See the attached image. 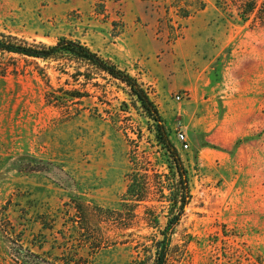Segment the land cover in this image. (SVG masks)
<instances>
[{"label":"rangeland","instance_id":"1","mask_svg":"<svg viewBox=\"0 0 264 264\" xmlns=\"http://www.w3.org/2000/svg\"><path fill=\"white\" fill-rule=\"evenodd\" d=\"M238 13L231 0H0V35L79 40L147 90L189 177L168 264H264V21ZM75 71L0 50V264H140L167 224L163 194L179 195L129 87ZM72 89L89 95L53 101ZM134 172L150 187L139 205Z\"/></svg>","mask_w":264,"mask_h":264},{"label":"trees","instance_id":"2","mask_svg":"<svg viewBox=\"0 0 264 264\" xmlns=\"http://www.w3.org/2000/svg\"><path fill=\"white\" fill-rule=\"evenodd\" d=\"M259 1L260 0H231L234 5L238 6V14L243 21L249 20L253 14H255L256 19L264 21V0H262L261 4ZM0 50L40 58L45 61L62 62L64 66L67 65L76 69L72 77L77 81L78 77L91 80L95 74H105L125 83L129 87L130 94L137 98L142 108L147 112L150 118L155 121L156 137L169 158L168 168L173 175L178 177L177 186L180 189L179 195L175 196V198H170L163 194V197L170 202L171 207L165 229L160 231L162 237L158 238V235L152 236L153 247L155 249L153 255L147 260H144V262L139 261L140 264H168L172 234L174 233L175 227L180 223L185 208L191 200L189 177L188 170L182 160L180 152L175 143L171 140L162 116L157 106L150 98L147 90L137 78L129 72L121 69L111 61L104 59L96 51L79 40L61 37L55 44L49 45L43 42H29L12 35L1 34ZM82 68L85 69L82 70ZM88 95V92L72 89L64 92V96H53L52 99L56 104L60 105L66 101H79L81 98ZM138 176V172H134L130 175L131 182L128 185L126 194V197H130L128 199L133 201V205L143 203L150 189L148 181L143 177V181L140 182L138 181ZM146 209L152 212L151 206H146ZM173 209H177L176 212H173ZM149 212L148 214L150 216L148 215L147 217L148 222L152 220L153 222L155 221V223L158 222V218ZM67 257L68 258L64 262L65 264H80L78 260L81 258L78 257L77 253H75L73 259H69V255ZM71 257H73V255H71Z\"/></svg>","mask_w":264,"mask_h":264},{"label":"built area","instance_id":"3","mask_svg":"<svg viewBox=\"0 0 264 264\" xmlns=\"http://www.w3.org/2000/svg\"><path fill=\"white\" fill-rule=\"evenodd\" d=\"M178 137H179V140H180L182 146H184L185 148H188L189 147V143H188L186 134L183 131H179L178 132Z\"/></svg>","mask_w":264,"mask_h":264}]
</instances>
